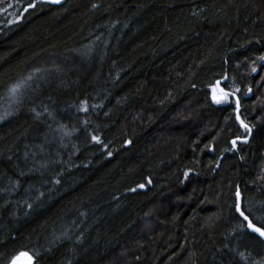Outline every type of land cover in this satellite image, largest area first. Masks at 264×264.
I'll return each mask as SVG.
<instances>
[{
    "label": "trees",
    "instance_id": "1",
    "mask_svg": "<svg viewBox=\"0 0 264 264\" xmlns=\"http://www.w3.org/2000/svg\"><path fill=\"white\" fill-rule=\"evenodd\" d=\"M262 57L264 0H0V264H264Z\"/></svg>",
    "mask_w": 264,
    "mask_h": 264
},
{
    "label": "snow or ice",
    "instance_id": "2",
    "mask_svg": "<svg viewBox=\"0 0 264 264\" xmlns=\"http://www.w3.org/2000/svg\"><path fill=\"white\" fill-rule=\"evenodd\" d=\"M51 2L53 3H60V0H51ZM32 7H35V5H31ZM261 59H264V57H262ZM255 71V69H253ZM216 89H213V92L215 93ZM230 93H227V92H223V90H221V95L219 96H216L215 94L213 95V100L216 102V103H221V102H226L228 97H229ZM237 103V107L239 106V101H236ZM237 119H239V116H237ZM241 123V126L244 127L247 131H251V129L249 128V126L247 124H244V122L241 120L240 121ZM94 140H96L97 138L96 137H93ZM246 142V141H244ZM237 143L236 140H233L232 141V144L233 146H235ZM149 183H151V181H149ZM139 187L143 188L144 185L141 184ZM133 191H135V189H133ZM239 192H237V196L239 197ZM237 211L239 212L240 216L243 217L244 221L247 222V227L248 229H250L253 233H256L258 234L261 238H264V224H261V225H257V224H254L252 219L249 218L248 215L245 214V212L243 210H241L239 204L237 205Z\"/></svg>",
    "mask_w": 264,
    "mask_h": 264
},
{
    "label": "water",
    "instance_id": "3",
    "mask_svg": "<svg viewBox=\"0 0 264 264\" xmlns=\"http://www.w3.org/2000/svg\"><path fill=\"white\" fill-rule=\"evenodd\" d=\"M46 1H48V2H51V0H46ZM64 0H60V3H62ZM51 3H53V2H51ZM60 3H53V4H60ZM227 82V78H224L223 80H219V81H217V83H216V87H217V89L219 90V92H221V90H223V92H225L224 91V89L221 87V84H223V83H226ZM235 99H236V101H239V106L237 107V103H236V115L237 116H239V119H238V121L240 122L242 119H241V117H240V109H241V105H240V100H239V98H238V96L236 95V94H234V93H231V92H229ZM243 121V120H242ZM245 124V123H244ZM251 135H252V131H250V135H249V137L248 138H246V139H244L243 141H246V142H248L249 141V139H250V137H251ZM236 140V139H235ZM233 145V144H232ZM234 149L236 150L237 148H236V145L234 146ZM238 192H239V197H238V204H239V206H240V208H241V210H242V199H241V192H240V190H238ZM239 213V212H238ZM240 215V214H239ZM241 217V216H240ZM242 219H243V217H241ZM244 220V219H243ZM246 222V221H245ZM247 223V222H246ZM264 239V238H263ZM9 264H35V258L32 256V254L31 253H29V252H27V251H22V252H20V253H18L11 261H10V263Z\"/></svg>",
    "mask_w": 264,
    "mask_h": 264
},
{
    "label": "rangeland",
    "instance_id": "4",
    "mask_svg": "<svg viewBox=\"0 0 264 264\" xmlns=\"http://www.w3.org/2000/svg\"><path fill=\"white\" fill-rule=\"evenodd\" d=\"M262 61H263V63H264V60H262ZM219 93H220L219 90L216 89V91H215V95H216V96H219V95H220ZM227 101H228V100H227ZM227 101H226V102H227ZM221 103H224V102H221Z\"/></svg>",
    "mask_w": 264,
    "mask_h": 264
}]
</instances>
